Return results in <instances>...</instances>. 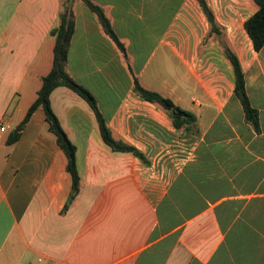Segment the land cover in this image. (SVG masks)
Masks as SVG:
<instances>
[{
    "label": "crops",
    "instance_id": "obj_1",
    "mask_svg": "<svg viewBox=\"0 0 264 264\" xmlns=\"http://www.w3.org/2000/svg\"><path fill=\"white\" fill-rule=\"evenodd\" d=\"M62 1L0 0V264H264V47L256 52L244 29L256 4L205 0L239 59L258 130L234 94L230 62L214 40L203 45L209 26L197 0H90L125 55L74 0L67 72L147 164L113 152L88 104L55 89L50 104L79 177L63 213L72 179L42 110L7 145L51 69ZM133 74L191 112L197 134L140 98Z\"/></svg>",
    "mask_w": 264,
    "mask_h": 264
},
{
    "label": "trees",
    "instance_id": "obj_2",
    "mask_svg": "<svg viewBox=\"0 0 264 264\" xmlns=\"http://www.w3.org/2000/svg\"><path fill=\"white\" fill-rule=\"evenodd\" d=\"M82 1L88 9L96 15L105 34L114 42L117 49L125 55V47L114 33L104 10L90 0ZM252 1L256 4L258 10L244 23V29L252 42L254 50L259 52L264 47V0ZM197 2L209 26V31L203 45L210 39L214 40L221 54L230 62L235 80L234 94L244 110L246 121L258 130V114L250 105L245 90V76L238 57L228 43L225 29L218 24L212 10L205 0H197ZM74 26V0H63L62 11L59 16V25L50 32V35L55 38L51 69L49 73L41 79V87L37 91L36 99L27 110L21 123L17 126L16 132L11 134L7 140V145L15 143L19 138V133L24 129L33 113L37 110H42L49 131L55 136L58 147L66 157V170L72 179L71 191L63 208V213L68 210L79 192V177L76 169V148L68 139L50 104V95L55 89L64 87L78 95L88 104L96 118L103 143L113 152L131 154L142 163L147 164L146 158L140 151L123 140H116L114 138L112 131L99 111L93 95L83 86L77 84L68 74L66 69L67 56L74 33ZM132 78L133 91L144 101L161 109L176 130L197 134V119L191 112L182 109L170 98L158 92L145 89L140 85L134 74Z\"/></svg>",
    "mask_w": 264,
    "mask_h": 264
},
{
    "label": "rangeland",
    "instance_id": "obj_3",
    "mask_svg": "<svg viewBox=\"0 0 264 264\" xmlns=\"http://www.w3.org/2000/svg\"><path fill=\"white\" fill-rule=\"evenodd\" d=\"M173 3H177V0H173ZM172 6H169V5H166L165 9L163 10L164 14L161 18V25H165L167 23V21L169 20V9L171 8Z\"/></svg>",
    "mask_w": 264,
    "mask_h": 264
}]
</instances>
